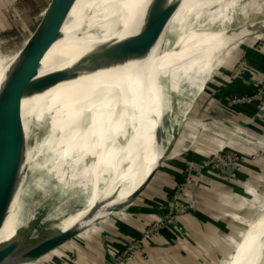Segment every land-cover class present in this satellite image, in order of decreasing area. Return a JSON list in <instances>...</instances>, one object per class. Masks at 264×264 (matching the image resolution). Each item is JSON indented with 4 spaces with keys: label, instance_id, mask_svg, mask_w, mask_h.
<instances>
[{
    "label": "bare ground",
    "instance_id": "1",
    "mask_svg": "<svg viewBox=\"0 0 264 264\" xmlns=\"http://www.w3.org/2000/svg\"><path fill=\"white\" fill-rule=\"evenodd\" d=\"M218 1L183 0L146 62L138 60L98 71L37 94L49 77L91 49L109 39L134 32L139 26L140 8L146 4L145 0H61L58 12L69 14L68 18L74 19L64 28V37L37 48L33 54L17 62V67H26L29 71L26 78L28 86L10 118L12 120L22 111L28 135L39 127L47 128V131L28 155L24 171L14 187L15 194L9 209L0 200V243L19 237L26 231L31 232L29 239H37L46 233L59 236L85 223L87 216L115 185L120 173L119 155L126 156L129 165L128 175L121 176L130 180L136 164L145 161L143 178L158 166L194 101L203 95L208 80L239 44H230L232 41L226 28L213 48L200 59V48L210 39L207 31ZM56 7L53 6L50 12ZM107 27H112L113 31L108 33ZM153 60L159 64L158 80L154 81L157 86L152 126L154 140L148 137L151 116L139 128L133 121L126 125L125 117L130 115L125 109L130 106L127 96L131 86H123L116 96L108 94L109 84L107 87L104 85L102 92L91 95L87 100L81 99V93H74L84 84L95 81L93 78L111 71L124 70L120 74L128 77V81H134L130 77H137V80L141 75L150 77L152 74L146 67ZM4 63L6 59L0 55V69ZM140 65L141 68L136 69L135 66ZM133 84L140 89L145 88L141 81ZM94 96L98 97L92 98ZM33 121L34 127H31ZM130 126L133 134L123 144L127 131H131ZM149 143L151 149L148 148ZM43 170L49 174L39 177L32 187L25 184L30 174ZM129 183L128 180L125 186ZM139 184L140 181L133 187ZM44 198L47 199L42 201ZM58 201L62 204L55 211ZM79 201H83L80 208L87 214L82 212L78 217L62 220L69 213L67 211L77 208ZM247 239L248 236L235 253L232 264H264V223Z\"/></svg>",
    "mask_w": 264,
    "mask_h": 264
},
{
    "label": "water",
    "instance_id": "2",
    "mask_svg": "<svg viewBox=\"0 0 264 264\" xmlns=\"http://www.w3.org/2000/svg\"><path fill=\"white\" fill-rule=\"evenodd\" d=\"M182 1L145 0V6L140 8L138 14L139 26L134 32L123 37L109 39L105 43L91 49L69 66L49 77L39 88L37 94L43 93L60 83L76 80L98 71L122 67L138 60L146 62L145 59L150 56L152 50L166 33ZM68 15L61 12L46 13L45 15L42 13L36 26L18 52L11 57L4 56L6 64L4 63L2 65L4 68L1 67L0 69V200L3 201L6 209H9L12 204L15 194L14 187L24 171L29 153L38 144V136L42 132L47 131V128L39 127L36 132L30 131L28 135L26 129L27 121L22 111L12 120L10 118L13 109L28 86L26 78L29 71L26 67H17V62L20 58L33 54L37 48L64 37V28L74 20L73 18H68ZM106 30L110 33L113 28L107 27ZM227 32H229L228 36L230 41H232L230 44L238 43L245 38L264 34V20L244 24L236 28H228ZM158 65L154 60L148 63L146 68L150 69V74H152L150 77L149 75H141L138 80L137 77H130L134 81H128L126 79L128 77L120 74L124 70L119 72L111 71V73L93 78L95 81L86 83L84 87L71 92L81 93V99L87 100L91 95L102 92L104 85L107 87L109 84L108 94H116V96L120 93L123 86H131V92L127 96L130 106L125 109L127 111L126 114L129 112L130 115L129 118L125 117L126 125L133 121L134 124H137L136 127L139 128L151 116L149 123L151 131L148 133V137L154 140L155 133L154 129L152 130V126L155 108L154 96L157 90L154 81L155 79L158 80ZM141 66L135 67L138 69ZM139 81L145 84L141 85L145 88L140 89L137 84H133ZM96 97L98 96L92 98ZM131 116H133V119L130 120ZM33 124L34 121L30 126L34 127L32 126ZM130 129L131 131H127L128 135L123 138V144L127 143L128 138L133 134L131 126ZM175 141L176 135L171 139L169 150L163 154L158 166L146 178H143L146 172L145 161L144 163L136 164L132 168V180L123 178V175H128L127 167L129 165L126 163V156L123 154L119 155L120 157L118 156L117 158L120 171L118 179L115 185L112 186L113 188L87 216L85 223L83 222L81 225L59 236L46 233L37 239H29L31 232L26 231L19 237L8 239L0 243V264H51V262L54 263L64 257L66 252L74 251L82 244H90L96 239L105 241L111 230L118 227L126 219L129 212L131 213L137 209L140 198L160 171L162 163L166 159L167 153L173 148ZM148 148L151 149L150 143ZM128 180L130 183L125 186ZM139 181L140 184L133 188ZM131 188L133 189L128 192ZM147 209L155 210L161 216L170 212V209L165 207H149ZM255 221L246 228V231L249 230ZM245 232H243L242 236ZM129 244L132 245L131 242ZM233 255L234 250L231 256Z\"/></svg>",
    "mask_w": 264,
    "mask_h": 264
},
{
    "label": "crops",
    "instance_id": "3",
    "mask_svg": "<svg viewBox=\"0 0 264 264\" xmlns=\"http://www.w3.org/2000/svg\"><path fill=\"white\" fill-rule=\"evenodd\" d=\"M260 36V39L255 36L241 41L239 47L231 51L228 60L211 78V86L203 93L205 97L200 103L205 105V108L202 109V113L197 115V118L191 117L183 126L178 146L186 147L184 155L189 154L185 157L188 161L201 165L220 149L238 152L245 159H250L251 150L264 152V109H260L259 112L257 99L237 104L232 103L231 100L235 96L253 95L264 80V35ZM237 65L239 69L236 68ZM262 105L264 106V103ZM233 130L237 132L245 130L249 136L258 131L260 141L259 143L247 141ZM254 162H247V169H251L247 170L251 171L247 176L250 179L243 177L231 183L222 181L217 177L220 175L212 171H199L193 181L194 185L190 184L189 187L190 193L197 195L199 203L196 202V207L190 212H181L177 223L160 224L156 236L152 239L153 242L143 246H140L143 242L140 238L142 231L147 229V224L152 219H157L161 215L140 204L118 227L111 230L105 241L99 239L90 243L89 253L78 255L76 264H187L189 262L192 264L194 261L187 259L186 252L189 250V254L194 255L195 249L190 245V241L182 237V234L184 236L190 234L194 239H200L207 249L204 251L209 252L210 260L219 256L229 257L233 237H237L243 229H246L244 225L249 219L250 212L247 206L240 205L242 214L235 213L240 210L235 206L237 201L235 190L245 191L247 185L259 187L258 177L261 175L264 178V157ZM177 166L171 162L164 167L159 175L161 180L152 185L144 204L151 203L157 208L162 206L158 203V198L168 195L164 193L165 186L174 187L177 184L181 172ZM191 196L192 193L188 198ZM82 212L83 208H73L69 210L65 219L78 217ZM258 219L264 221V212L250 228L257 224ZM247 236L249 239V235ZM245 239V235L240 238L235 251L239 250ZM131 241L141 248H137L130 258L118 259L117 255ZM62 264H69L68 258L66 261L63 260Z\"/></svg>",
    "mask_w": 264,
    "mask_h": 264
},
{
    "label": "rangeland",
    "instance_id": "4",
    "mask_svg": "<svg viewBox=\"0 0 264 264\" xmlns=\"http://www.w3.org/2000/svg\"><path fill=\"white\" fill-rule=\"evenodd\" d=\"M60 3H61V0H0V46H1L0 55L8 56V57L14 56L18 52V50L21 48V46L23 45L27 37L30 35L34 27L36 26L37 22L39 21L41 17V14L43 13L45 15L46 13L47 14L51 13L50 11L53 6L54 7L57 6V7L53 9L52 13L58 12L59 9L61 8L60 6H58ZM238 12H242V13L244 12V14H239ZM261 20H264V0H219L217 3L216 9L214 10L212 17H211V23L209 26L210 28H208L209 32L207 31V33H209L210 39L208 41H205L203 45L201 46L200 59L213 48V46L216 44L218 36L222 33L224 29L236 28L237 26L239 27L244 24L258 22ZM256 37H258L257 39H260L261 36L256 35ZM245 39H248V38H245ZM227 60L228 58L221 64V66H223ZM236 68L239 69V65H237ZM212 77L214 76H211V78ZM211 78L206 83L205 90L211 86L210 85ZM204 97H205V94L197 97L196 100L194 101L193 105L191 106V108L192 107L193 108L192 109L190 108L189 112L186 115L187 118L183 120L182 125L179 127V129L175 133L176 141H175L173 148L167 153V157L163 161L160 171L156 175L155 179H153L148 189L145 191L143 195L144 197L142 196L137 204V207L140 204H141L140 206H143V207H148V208L153 207V204L151 203H149V205H147L146 203L144 204V200H146L147 193L150 192V190L152 189L151 188L152 185H154L156 181L158 182L161 180L160 179L161 177H159V175L162 173L161 171L164 170L165 166L167 167V165H169L171 162H173L174 165H178L177 167L180 168V171H181L180 173L179 172L178 173L181 176L179 175L177 179V184L174 187L165 186L166 189L164 190V193H168V195L163 198H160V197L158 198L159 199L158 203L162 205L160 207L169 208L170 212L165 213L164 216H159L157 219H152L147 224L148 226L147 229H144L142 231V235L140 237L143 240V242L140 243L142 244L140 246H143L144 244H147V243L150 244L153 242L152 239H154V237L156 236V232L160 224L162 225V223H165L169 225V224L177 223L178 215L181 214V212L188 213L191 210H193L194 207H196L195 203L196 202L199 203L197 195L193 192H191L192 196L190 198H188V195L191 194L190 193L191 189L189 188L190 184L194 185L193 181H195V179L197 178L196 175L197 173H199V171H202V172L207 171V170L212 171L213 173L220 175L217 177H219L222 181L231 183L232 181H237L239 179H242L243 177L249 178L247 176L251 171L248 172L247 170H251V169H247L248 167L247 162L249 161L257 162V159L264 157V152L258 151V150L257 151L251 150L252 154L250 156V159L248 158L245 159L238 152H227L224 149H220L219 151L215 152L213 157H210V159H208L201 165L194 161L192 162L188 161L185 157H187L189 154L184 155L186 153V150H185L186 147L178 146L179 139H180L182 129L185 123L188 120H190L191 117L197 118V115L201 114L202 109L205 108V105H202V103H200L201 100L204 99ZM250 99L258 100L257 104H258V109L260 112V109H263V105L261 103L262 101L259 100L257 97H255V93L248 97L247 96H235L231 100H232V103L237 104L241 102H248ZM160 130L162 134L161 126H160ZM233 132L235 134L241 135V137L246 139L247 141H253L257 143H259L260 141L258 131L254 132L253 134L250 133L252 134V136H249L245 130L241 131L242 133L234 131V130ZM45 134L46 132H42L38 136L39 138L38 144L42 141ZM226 159H229L228 164H226L225 162ZM48 174L49 172H47L46 170L34 172L29 175L30 179L28 178L25 180V184L32 187L33 184H35V181L39 177L46 176ZM258 179L260 181L259 187L247 185L245 191H239L237 188H236L237 190H235L236 191L235 197L237 199V201H235L237 205L235 203V206L240 209L241 208L240 205H242V206H247L250 209V212L248 215L249 219L246 220L244 228H247L253 221H255L260 216L261 213L264 212V178H262V176L260 175ZM164 193H163V196H165ZM45 199L47 198H44L42 201H45ZM81 199H84V198L81 197ZM82 202L83 201L81 202L79 201L76 207L80 208ZM61 204H62L61 201L57 202L55 211L59 209V206ZM239 211H236L235 213L242 214L241 209ZM131 213L129 212L126 218H128ZM66 217L67 215L64 216L62 220H64ZM260 220L258 219L257 224H255V226L252 227L253 230L252 228H250V230L254 232V230L263 221V219L261 221ZM41 221H43V219H41ZM169 221H172V222L169 223ZM263 223L264 221L261 224ZM245 231L246 229H243V231L237 237H233V241L231 243L232 248H231L229 257L226 258V257L219 256L216 259H212V260H210L209 252L204 251L207 249L204 246V243H202L200 239L198 240L194 239L189 233H188L189 235H186V236L182 234V237L184 239L186 238V241H190V245L193 247V249H195L194 255L193 254L190 255L189 250H187L186 257L190 261H194V263L192 264H210V263L211 264H232L233 263L232 259L235 253L238 252V250L235 251L237 242H239L243 232ZM247 232L248 230L244 233V235H246ZM244 235L242 237H244ZM248 235L249 237L252 236L251 233L250 234L248 233ZM223 238L225 239V237ZM98 240L99 239H96L95 241H98ZM131 243H132L131 246L136 245L133 241H131ZM140 246L133 247L131 251H133L134 253V251ZM88 247H90L89 243L82 244L78 246L76 250L66 252L64 257H61L54 263L51 262V264H58L60 262L62 264V261L63 260L66 261L67 258L69 260V264H76L77 260L79 259L78 255L82 256L83 253L85 252L89 253L90 249ZM233 250L235 252H234V255L231 256ZM213 258L215 257L213 256ZM187 264H190V262Z\"/></svg>",
    "mask_w": 264,
    "mask_h": 264
},
{
    "label": "built area",
    "instance_id": "5",
    "mask_svg": "<svg viewBox=\"0 0 264 264\" xmlns=\"http://www.w3.org/2000/svg\"><path fill=\"white\" fill-rule=\"evenodd\" d=\"M255 97H257L259 100H261L262 101L261 103H264V80L258 85L257 90L255 92ZM244 98H246V97H244ZM228 160L229 159H226V161H225L226 164H228ZM171 222L172 221H169V223H171ZM133 247H137V245H135V246H131L130 244L126 245L125 249L122 250L117 255L118 259L123 260L125 258H130V256L132 257L133 251H131V250L133 249Z\"/></svg>",
    "mask_w": 264,
    "mask_h": 264
},
{
    "label": "trees",
    "instance_id": "6",
    "mask_svg": "<svg viewBox=\"0 0 264 264\" xmlns=\"http://www.w3.org/2000/svg\"><path fill=\"white\" fill-rule=\"evenodd\" d=\"M154 179H155V178H154ZM163 215H164V214H163ZM248 233H249V230H248V232H247L246 235H245L246 237H247Z\"/></svg>",
    "mask_w": 264,
    "mask_h": 264
}]
</instances>
